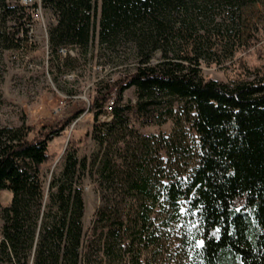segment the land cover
Wrapping results in <instances>:
<instances>
[{
    "label": "trees",
    "instance_id": "obj_1",
    "mask_svg": "<svg viewBox=\"0 0 264 264\" xmlns=\"http://www.w3.org/2000/svg\"><path fill=\"white\" fill-rule=\"evenodd\" d=\"M22 1L0 0V50L20 47L8 39L7 17L22 13L12 27L26 36L33 21L24 12L40 6L54 22L52 51L86 55L99 16V53L127 45L135 65L97 86L93 126L61 156L51 143L85 109L53 126H0V193L11 194L0 206V264H264V43L258 64L239 59L229 83L200 69L212 49L259 45L214 24L256 0H100L99 11L97 0ZM131 88L142 125L171 123L169 132L142 134L128 122L120 104ZM112 99V120L100 122ZM88 178L100 206L84 242Z\"/></svg>",
    "mask_w": 264,
    "mask_h": 264
},
{
    "label": "rangeland",
    "instance_id": "obj_2",
    "mask_svg": "<svg viewBox=\"0 0 264 264\" xmlns=\"http://www.w3.org/2000/svg\"><path fill=\"white\" fill-rule=\"evenodd\" d=\"M13 4V3H12ZM35 4V3H34ZM39 5V1H37ZM98 11L100 0H97ZM33 5V4H32ZM19 6L29 8L30 5L19 3ZM32 15V25L25 36L17 32L16 20L22 13L7 17L8 39H20V47L10 50H0V126L18 128L27 126H53L69 115L80 110L77 119L66 129L65 134L51 143V151L61 156L70 138H82L93 126V114L87 111L91 98L95 96L98 85L104 82H115L128 72H132L135 65L130 46H118L114 51H98V21L96 20L95 36L89 52L78 55L71 50V55H62L52 51L47 43V30L53 24L51 14L40 8L24 12ZM26 15L24 18H26ZM239 16V18H237ZM25 19H20V22ZM214 24L224 34L239 30L243 40L255 38L252 49L233 54V48L227 45L223 50L212 49L200 61L201 76L212 80L229 83L235 74L237 61L243 60L247 68L258 64L257 49L264 43V0L242 9L239 14L230 12L216 15ZM19 27V26H18ZM231 35V34H230ZM160 55L156 54L152 63H156ZM248 73L245 75L248 77ZM121 108H125L124 116L128 122L142 134H157L160 131L169 132L171 123L162 127H144L142 115L138 112V98L134 88L124 92ZM164 109L150 111L151 116L158 117ZM101 120V119H100ZM107 122V121H106ZM91 143L81 147L80 155L89 154ZM55 166V165H54ZM52 166L45 171L46 184ZM83 199L85 205L83 218L84 242L91 234V226L95 212L100 206V199L96 192L93 179H86L83 183ZM11 194L0 193V206L9 205Z\"/></svg>",
    "mask_w": 264,
    "mask_h": 264
},
{
    "label": "built area",
    "instance_id": "obj_3",
    "mask_svg": "<svg viewBox=\"0 0 264 264\" xmlns=\"http://www.w3.org/2000/svg\"><path fill=\"white\" fill-rule=\"evenodd\" d=\"M37 1L39 0H24L20 3L24 4V5H30L32 6V4L37 3ZM58 53L62 54V55H71V51L68 48H60L57 51ZM113 111H114V99H112L110 102H108L105 107L103 108V114L100 117V122H110L112 120L113 117Z\"/></svg>",
    "mask_w": 264,
    "mask_h": 264
},
{
    "label": "snow or ice",
    "instance_id": "obj_4",
    "mask_svg": "<svg viewBox=\"0 0 264 264\" xmlns=\"http://www.w3.org/2000/svg\"><path fill=\"white\" fill-rule=\"evenodd\" d=\"M198 244H202V242H199V241H198Z\"/></svg>",
    "mask_w": 264,
    "mask_h": 264
}]
</instances>
